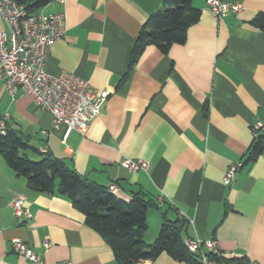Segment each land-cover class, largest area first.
I'll use <instances>...</instances> for the list:
<instances>
[{
	"label": "crops",
	"instance_id": "crops-1",
	"mask_svg": "<svg viewBox=\"0 0 264 264\" xmlns=\"http://www.w3.org/2000/svg\"><path fill=\"white\" fill-rule=\"evenodd\" d=\"M221 1L242 9L216 18L206 0H192L200 16L185 41L166 52L146 46L129 70L135 40L163 0H51L32 12L65 17L64 36L49 46L45 71L87 81L104 96L99 114L85 136L65 135V127L53 128L50 113L31 97L21 91L10 96L0 81V118L9 114L8 124L37 150L38 160L46 145L88 181L114 183L117 199H151L145 243L155 240L165 219L182 220L184 244L214 242L213 251L202 252L212 254L215 264H264V153L244 163L254 138L251 125L264 117V32L253 24L264 15V0ZM0 31L7 32L1 19ZM124 157L147 161L149 172H128L119 165ZM235 163L241 164L237 179L224 185ZM19 196L29 220L13 214ZM15 238L44 264H118L67 198L28 187L0 156V264H32L13 251ZM138 264L200 261L162 252Z\"/></svg>",
	"mask_w": 264,
	"mask_h": 264
},
{
	"label": "trees",
	"instance_id": "trees-1",
	"mask_svg": "<svg viewBox=\"0 0 264 264\" xmlns=\"http://www.w3.org/2000/svg\"><path fill=\"white\" fill-rule=\"evenodd\" d=\"M51 0H31L25 4L28 12ZM192 0H163L162 7L149 15L138 34L130 59L129 70L146 46H156L166 52L172 44L185 41L187 29L196 23L200 12ZM21 4V2L18 1ZM253 24L264 32V15L259 14ZM128 73V72H127ZM126 76V75H125ZM27 151L37 152L15 130L0 135V156L11 170L25 179L28 187L43 193H57L67 198L73 208L85 216V224L96 231L111 247L118 264H138L155 259L166 252L173 259L199 263V254L188 251L181 237L182 220H164L155 240L143 241L147 230L146 211L154 203L143 194H134L124 202L110 193L106 186L94 184L81 177L63 161L48 152L40 160L32 161ZM264 153V133H257L245 155V164L253 163ZM209 256H213L210 254Z\"/></svg>",
	"mask_w": 264,
	"mask_h": 264
},
{
	"label": "built area",
	"instance_id": "built-area-1",
	"mask_svg": "<svg viewBox=\"0 0 264 264\" xmlns=\"http://www.w3.org/2000/svg\"><path fill=\"white\" fill-rule=\"evenodd\" d=\"M211 14L220 18L227 13H238L242 6L237 3H226L221 0H206ZM0 19L7 27V32L0 31V81L5 91L13 96L21 91L31 97L33 103L41 110L50 113L53 128L65 127V135L75 132L85 136L89 125L99 114L104 96L93 92L87 81L79 77L61 73L50 75L45 71V60L49 46L64 36L65 17L62 13L42 14L31 13L25 5L16 0H0ZM9 114L0 118V135L10 130H16L8 124ZM255 136L258 132L264 133V117L251 125ZM43 136L48 133L43 131ZM39 152H48L47 146L40 147ZM120 167L128 172H149V163L145 160L124 157ZM240 163L229 165L222 179L224 185H232L237 179ZM114 194L116 185L107 186ZM13 214L19 220H29L31 213L25 205L23 197L19 196L12 201ZM13 251L32 264H44L41 255L35 253L25 242L12 239ZM215 243L206 240L194 239L186 242L190 252L199 254L200 264H215L213 259L202 252V247L209 251L214 250ZM68 264V263H64Z\"/></svg>",
	"mask_w": 264,
	"mask_h": 264
},
{
	"label": "rangeland",
	"instance_id": "rangeland-1",
	"mask_svg": "<svg viewBox=\"0 0 264 264\" xmlns=\"http://www.w3.org/2000/svg\"><path fill=\"white\" fill-rule=\"evenodd\" d=\"M27 154H29V159H31L32 161H37L38 160V156H39L38 154H34V153L30 152V151H28Z\"/></svg>",
	"mask_w": 264,
	"mask_h": 264
}]
</instances>
